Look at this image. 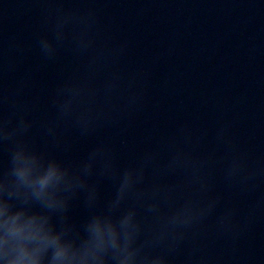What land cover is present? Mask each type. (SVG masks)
I'll return each mask as SVG.
<instances>
[{"label": "clouds", "instance_id": "9594fccd", "mask_svg": "<svg viewBox=\"0 0 264 264\" xmlns=\"http://www.w3.org/2000/svg\"><path fill=\"white\" fill-rule=\"evenodd\" d=\"M36 3L45 27L35 39L41 59L54 63L67 51L78 63L47 96L49 114L38 116L31 74L8 86L6 71L17 61L0 51V152L7 154L0 264H213L204 252L209 236L235 241L264 205L258 200L242 221L235 205L218 213L225 197L217 170L227 189L252 193L264 182V165L239 148L228 122L207 149V129L184 122L159 138L145 136L123 162L102 133L143 105L136 76L118 67L127 43L102 38L99 0ZM13 51L22 54L23 46L12 43ZM90 137L96 142L83 156L57 154ZM76 202L86 212L81 220L72 214Z\"/></svg>", "mask_w": 264, "mask_h": 264}]
</instances>
